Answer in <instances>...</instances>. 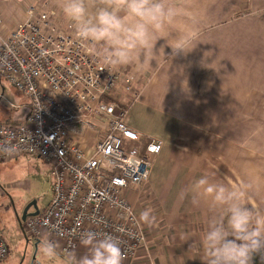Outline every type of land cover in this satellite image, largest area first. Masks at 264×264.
<instances>
[{"label": "crops", "instance_id": "obj_1", "mask_svg": "<svg viewBox=\"0 0 264 264\" xmlns=\"http://www.w3.org/2000/svg\"><path fill=\"white\" fill-rule=\"evenodd\" d=\"M170 2L183 15L158 34L166 38L157 40L152 66L143 72L126 66L139 90L126 123L138 134V147L152 138L162 148L147 182L124 193L155 241L147 239L146 249L123 264H205L202 238L221 210L203 199L192 202V185L201 177L225 186L250 183L247 204L264 212V1ZM28 7L44 8L54 24L71 22L60 0L0 2V37L25 19ZM185 24L199 29V40L187 55L172 57L167 40ZM24 105L13 124L21 122ZM92 147L82 146L85 152ZM72 254L79 259L89 249L81 244Z\"/></svg>", "mask_w": 264, "mask_h": 264}, {"label": "built area", "instance_id": "obj_2", "mask_svg": "<svg viewBox=\"0 0 264 264\" xmlns=\"http://www.w3.org/2000/svg\"><path fill=\"white\" fill-rule=\"evenodd\" d=\"M0 79L27 110L20 123H0V165L34 155L50 165L53 177L51 200L25 219L24 231L47 236L62 256L75 252L87 232L108 234L119 242L123 262L132 261L147 238L124 193L147 182L162 148L152 138L138 147V134L126 123L128 96L139 93L133 71L104 69L73 25L59 28L50 12L28 7L25 19L0 37ZM82 146L93 147L85 152ZM8 256L0 236V263Z\"/></svg>", "mask_w": 264, "mask_h": 264}, {"label": "clouds", "instance_id": "obj_3", "mask_svg": "<svg viewBox=\"0 0 264 264\" xmlns=\"http://www.w3.org/2000/svg\"><path fill=\"white\" fill-rule=\"evenodd\" d=\"M90 4L96 6L94 13L89 11ZM60 7L72 22L77 39L93 46L98 62L107 70L134 65L143 72L152 66L157 40L166 38L158 34L176 25L183 15L170 0H60ZM198 40L199 29L185 24L167 43L175 57L187 55ZM251 187L250 183L214 184L206 177L192 185L194 204L199 198L213 211L221 210L210 219L202 238L205 264H253L256 256L264 259V212L248 206ZM80 243L89 254L79 259L69 254L63 264H123L125 254L111 235L87 232ZM39 250L48 264H56L59 254L55 243L45 239Z\"/></svg>", "mask_w": 264, "mask_h": 264}, {"label": "rangeland", "instance_id": "obj_4", "mask_svg": "<svg viewBox=\"0 0 264 264\" xmlns=\"http://www.w3.org/2000/svg\"><path fill=\"white\" fill-rule=\"evenodd\" d=\"M57 23L53 24L59 28H64L67 24L73 25L71 22ZM137 96H128V99L132 103L137 99ZM24 103L26 102L22 96L16 93L6 81L0 79V123L12 121L16 115V111L12 110L10 105L21 108ZM26 115L27 110L22 117ZM127 143L124 142L123 149L125 151L129 148ZM52 191L51 167L38 157L34 155L21 156L0 165V236L9 248V256L0 264H48L39 249L41 242L50 238L31 236L24 231L23 223L21 226L19 225L18 219L26 206L32 202L36 203L39 210L44 208L51 200ZM130 204L132 205V203ZM32 212L30 211V213ZM141 227L146 238L149 240L152 238L155 241L150 229L144 228L143 225ZM37 242L38 246L35 251L34 244ZM62 257V255H58L56 264H63L64 258Z\"/></svg>", "mask_w": 264, "mask_h": 264}, {"label": "water", "instance_id": "obj_5", "mask_svg": "<svg viewBox=\"0 0 264 264\" xmlns=\"http://www.w3.org/2000/svg\"><path fill=\"white\" fill-rule=\"evenodd\" d=\"M31 207L33 208L34 212H32V213H28V214H27L28 210H29ZM38 211H39V210H38L37 205H36L35 202H32V203L28 204V205L26 206V208L24 209V211H23L21 217L18 219V221H19V225L21 226V224L25 221L26 218L37 216V215H38ZM37 244H38V242L35 244V251H36Z\"/></svg>", "mask_w": 264, "mask_h": 264}, {"label": "trees", "instance_id": "obj_6", "mask_svg": "<svg viewBox=\"0 0 264 264\" xmlns=\"http://www.w3.org/2000/svg\"><path fill=\"white\" fill-rule=\"evenodd\" d=\"M253 264H263L262 258L260 256L254 257Z\"/></svg>", "mask_w": 264, "mask_h": 264}, {"label": "flooded vegetation", "instance_id": "obj_7", "mask_svg": "<svg viewBox=\"0 0 264 264\" xmlns=\"http://www.w3.org/2000/svg\"><path fill=\"white\" fill-rule=\"evenodd\" d=\"M30 211H33V208L32 207L28 210L27 214L30 213ZM35 244H34V246H35Z\"/></svg>", "mask_w": 264, "mask_h": 264}]
</instances>
